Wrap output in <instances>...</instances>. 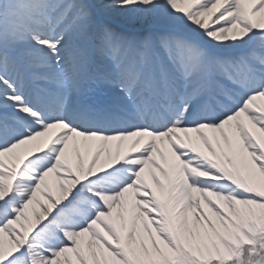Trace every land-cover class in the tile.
I'll return each mask as SVG.
<instances>
[{
  "label": "snow or ice",
  "instance_id": "snow-or-ice-1",
  "mask_svg": "<svg viewBox=\"0 0 264 264\" xmlns=\"http://www.w3.org/2000/svg\"><path fill=\"white\" fill-rule=\"evenodd\" d=\"M0 264H264V0H0Z\"/></svg>",
  "mask_w": 264,
  "mask_h": 264
}]
</instances>
